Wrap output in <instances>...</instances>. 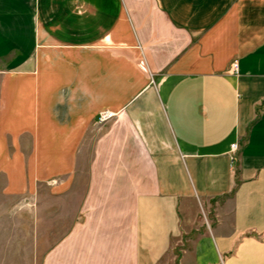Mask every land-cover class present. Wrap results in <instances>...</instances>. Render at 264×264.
I'll list each match as a JSON object with an SVG mask.
<instances>
[{
    "label": "crops",
    "instance_id": "obj_1",
    "mask_svg": "<svg viewBox=\"0 0 264 264\" xmlns=\"http://www.w3.org/2000/svg\"><path fill=\"white\" fill-rule=\"evenodd\" d=\"M0 171L42 264H264V0H0Z\"/></svg>",
    "mask_w": 264,
    "mask_h": 264
},
{
    "label": "rangeland",
    "instance_id": "obj_2",
    "mask_svg": "<svg viewBox=\"0 0 264 264\" xmlns=\"http://www.w3.org/2000/svg\"><path fill=\"white\" fill-rule=\"evenodd\" d=\"M79 185L62 194L47 184L11 193L0 171V264H42L79 220Z\"/></svg>",
    "mask_w": 264,
    "mask_h": 264
},
{
    "label": "built area",
    "instance_id": "obj_3",
    "mask_svg": "<svg viewBox=\"0 0 264 264\" xmlns=\"http://www.w3.org/2000/svg\"><path fill=\"white\" fill-rule=\"evenodd\" d=\"M233 68H234V70H237V62H235L233 64ZM115 116H116V114L114 112H112L110 110H104V111L100 112L98 119H97V122L99 124H103V123L111 120ZM232 148H233V150H236L238 148V144L237 143L232 144Z\"/></svg>",
    "mask_w": 264,
    "mask_h": 264
}]
</instances>
